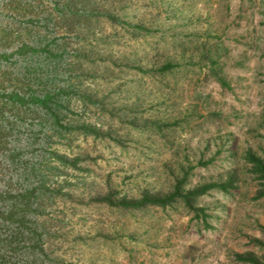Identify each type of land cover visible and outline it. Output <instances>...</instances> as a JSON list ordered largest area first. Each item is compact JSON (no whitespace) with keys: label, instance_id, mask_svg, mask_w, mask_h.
<instances>
[{"label":"rangeland","instance_id":"374dc122","mask_svg":"<svg viewBox=\"0 0 264 264\" xmlns=\"http://www.w3.org/2000/svg\"><path fill=\"white\" fill-rule=\"evenodd\" d=\"M59 2L69 6L57 32L92 103L72 104L89 135L54 145L78 161L51 177L61 191L43 220L55 264H264V197L247 160L264 165V0ZM0 13V50L28 38L15 18L54 14L40 0H0ZM14 80L0 71V92ZM10 109L0 101V118ZM210 184L226 189L194 210L179 199L118 205ZM107 197L113 206L99 203Z\"/></svg>","mask_w":264,"mask_h":264},{"label":"trees","instance_id":"16d2710c","mask_svg":"<svg viewBox=\"0 0 264 264\" xmlns=\"http://www.w3.org/2000/svg\"><path fill=\"white\" fill-rule=\"evenodd\" d=\"M40 1L50 4L54 14L15 18L16 25L27 29L28 38L14 50H0V71L10 72L15 79L13 90L0 92V101L11 107L0 118V264H55L46 249L49 230L43 220L61 191L52 186L51 177L60 166L75 169L78 161L59 155L54 145L74 133L89 135L87 128L72 121L77 116L72 104L92 101L74 80L72 60L76 52L62 43L56 28L57 18L63 16L69 5H62L59 0ZM76 15L89 14L80 12L72 16ZM0 16L4 17L1 13ZM172 68L168 65L163 69ZM247 160L261 183L257 192V199H261L264 165L251 155ZM214 188L225 190L226 186L210 184L165 198L145 193L138 202L122 201L118 205L133 209L147 205L165 208L179 199L187 209L194 210L195 200ZM99 203L114 205L110 197ZM244 261L260 264L254 259Z\"/></svg>","mask_w":264,"mask_h":264}]
</instances>
